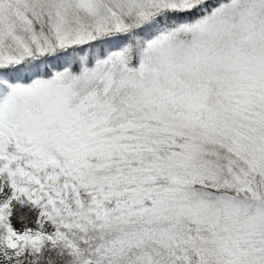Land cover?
Masks as SVG:
<instances>
[{
	"label": "snow or ice",
	"instance_id": "1",
	"mask_svg": "<svg viewBox=\"0 0 264 264\" xmlns=\"http://www.w3.org/2000/svg\"><path fill=\"white\" fill-rule=\"evenodd\" d=\"M0 264H264V0H0Z\"/></svg>",
	"mask_w": 264,
	"mask_h": 264
},
{
	"label": "rangeland",
	"instance_id": "2",
	"mask_svg": "<svg viewBox=\"0 0 264 264\" xmlns=\"http://www.w3.org/2000/svg\"><path fill=\"white\" fill-rule=\"evenodd\" d=\"M16 227L17 228H20L21 227V224L19 222H16Z\"/></svg>",
	"mask_w": 264,
	"mask_h": 264
}]
</instances>
